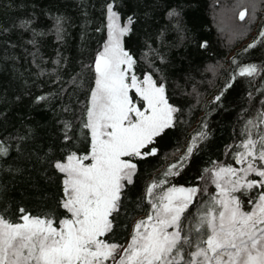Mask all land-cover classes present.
<instances>
[{"label": "trees", "instance_id": "obj_1", "mask_svg": "<svg viewBox=\"0 0 264 264\" xmlns=\"http://www.w3.org/2000/svg\"><path fill=\"white\" fill-rule=\"evenodd\" d=\"M109 2L0 0V141L8 149L0 156V213L14 222L20 208L33 216L66 215L59 207L63 174L54 164L88 148L83 122L94 61L107 40ZM114 10L122 23L133 19L123 44L137 60V75L152 72L163 80L169 103L180 110L175 127L157 139V154L134 160L137 172L109 234L112 242L127 246L133 226L149 213L147 186L180 161L197 133L207 138L164 185L201 188L189 212L216 192L205 169L240 167L233 154L241 131L264 111V0H117ZM172 11L179 15L170 16ZM249 64L260 67V74L237 75ZM41 96L46 99L38 100ZM66 125H71L67 140ZM241 199L250 207L247 196Z\"/></svg>", "mask_w": 264, "mask_h": 264}, {"label": "snow or ice", "instance_id": "obj_2", "mask_svg": "<svg viewBox=\"0 0 264 264\" xmlns=\"http://www.w3.org/2000/svg\"><path fill=\"white\" fill-rule=\"evenodd\" d=\"M116 2L106 5L108 40L94 61V87L83 122L88 148L54 164L63 174L59 207L66 215L33 216L20 208L19 222H14L0 213V264H264V111L247 120L241 131L243 139L233 154L240 167L214 164L204 170L216 189L206 201L189 212L201 188L164 187L169 175L180 174L197 142L207 138L201 131L180 161L147 186L149 213L135 223L127 246L111 241L123 194L137 172L134 160L157 154V139L175 127L180 111L169 103L163 80L154 79L152 72L137 75V60L123 44L133 19L128 17L121 26ZM246 15L247 9L239 19ZM257 43L261 40L249 48ZM261 71L249 64L237 75L256 77ZM231 86L227 84L215 100ZM65 128V139H71V125ZM7 152L0 141V156ZM241 196L248 197L250 207Z\"/></svg>", "mask_w": 264, "mask_h": 264}, {"label": "rangeland", "instance_id": "obj_3", "mask_svg": "<svg viewBox=\"0 0 264 264\" xmlns=\"http://www.w3.org/2000/svg\"><path fill=\"white\" fill-rule=\"evenodd\" d=\"M107 16H108V15H107ZM120 23H121V26H124V25L127 24V23H122L121 20H120ZM107 25H108V19H107ZM107 28H108V27H107ZM107 40H108V35H107ZM107 40H106V42H107ZM105 44H106V43H105ZM105 44H104V45H105ZM103 47H104V46H103ZM102 50H103V49H102Z\"/></svg>", "mask_w": 264, "mask_h": 264}]
</instances>
